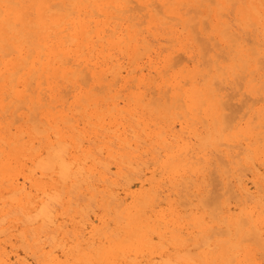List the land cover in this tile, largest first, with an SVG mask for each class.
I'll list each match as a JSON object with an SVG mask.
<instances>
[{
	"label": "bare ground",
	"instance_id": "6f19581e",
	"mask_svg": "<svg viewBox=\"0 0 264 264\" xmlns=\"http://www.w3.org/2000/svg\"><path fill=\"white\" fill-rule=\"evenodd\" d=\"M262 257L264 0H0V264Z\"/></svg>",
	"mask_w": 264,
	"mask_h": 264
},
{
	"label": "rangeland",
	"instance_id": "374dc122",
	"mask_svg": "<svg viewBox=\"0 0 264 264\" xmlns=\"http://www.w3.org/2000/svg\"><path fill=\"white\" fill-rule=\"evenodd\" d=\"M131 3H132L133 5L136 4V3H134L133 1H132ZM132 4H131V5H132ZM133 5H132L131 7H133ZM134 7L137 8V5H135ZM137 13H138V11H137ZM140 15H141V14H140ZM178 54H179V53H178ZM178 54H177V55H178ZM179 55H181V54H179ZM175 57H176V56H175ZM177 58H178V57H176V59H177ZM180 64H181V65H179V63H178V64L176 65L175 70L181 69L186 63H185V61H184V62H180ZM228 93H230V91H229ZM231 95H232V94H230V96H231ZM231 101H233V102H231ZM227 102H228V101H227ZM228 103H229V108H230V109H229V113H230L231 111L233 112L235 109H236V111H238V110H239L238 108L240 107V105H242L241 102H238L237 100H234V99H233V100H230ZM234 103H235V104H234ZM233 104L235 105V107H234ZM230 105H232V106L230 107ZM236 105H239V106L237 107ZM236 107H237V108H236ZM233 108H235V109H233ZM237 109H238V110H237ZM229 113H228V110H227V111H226V114L229 115ZM230 114H232V113H230ZM211 174H212V175H211ZM211 174H210V176H209V178H211V180H209V183L211 182V185H210V188H209V189H210V190L212 189L213 191H217L216 193L219 194V193H221V186H220L221 182H220V180H219V178H218L217 176H216L217 178L215 177L214 173H211ZM211 176H212V177H211ZM214 179H215V180H214ZM213 182L216 183V184H215V187H213V186H214V183H213ZM218 182H219V183H218ZM212 184H213V186H212ZM218 185H219V186H218ZM217 186H218V187H217ZM219 187H220V188H219ZM213 188H214V189H213ZM218 188H219V190H218ZM212 190H211V191H212ZM227 192L229 193V190H228ZM212 193H213V192H212ZM212 193H211V194H212ZM231 193H232V191H231ZM209 194H210V193H209ZM214 194H215V192H214ZM214 194H213V195H214ZM218 194H215L216 197L218 196ZM215 195H214V196H215ZM219 195H220V194H219ZM207 196H208V195H207ZM214 196H212V198H213ZM230 196H231V194H230ZM232 196H234L233 193H232ZM209 197H211V196L209 195ZM216 197H215V198H216ZM207 199H211V198H208V197H207ZM213 199H214V198H213ZM261 261L264 263V257H262Z\"/></svg>",
	"mask_w": 264,
	"mask_h": 264
}]
</instances>
